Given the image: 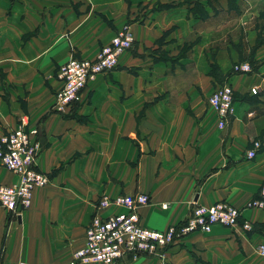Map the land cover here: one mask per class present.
Listing matches in <instances>:
<instances>
[{
    "label": "crops",
    "instance_id": "obj_1",
    "mask_svg": "<svg viewBox=\"0 0 264 264\" xmlns=\"http://www.w3.org/2000/svg\"><path fill=\"white\" fill-rule=\"evenodd\" d=\"M137 14L121 0H0V135L24 116L37 129L36 168L48 176L28 207L15 215L0 207V264L65 263L83 245L100 196L138 193L149 197L138 209L149 228L182 223L194 202L220 200L241 210L239 225L215 224L178 239L161 256L115 264H264L257 251L264 207L246 206L264 186V149L245 156L252 140L264 136V25L258 42L246 12L231 27L224 19H195L183 6ZM126 25L134 48L88 81L66 111H52L57 67L71 53L93 58ZM160 39L163 54L177 59L172 68L153 60ZM240 62L251 72L234 73ZM188 71L187 81L175 80ZM224 83L233 88V114L220 127L208 98ZM15 180L0 165V184ZM122 211L112 206L100 214ZM243 220L251 229L241 227Z\"/></svg>",
    "mask_w": 264,
    "mask_h": 264
},
{
    "label": "built area",
    "instance_id": "obj_2",
    "mask_svg": "<svg viewBox=\"0 0 264 264\" xmlns=\"http://www.w3.org/2000/svg\"><path fill=\"white\" fill-rule=\"evenodd\" d=\"M133 42V33L126 25L117 30L93 58L77 57L71 53L56 69L55 77L60 85L53 94L51 110L58 113L66 111L79 99L87 82L114 68L119 55L130 49ZM251 70L250 64L246 62L232 66L234 73H248ZM251 92L256 94L257 88L252 87ZM208 102L218 115V125L226 126L233 114L232 86L228 83L220 85L211 93ZM262 149L264 136L252 140L245 156L251 159ZM39 150L37 129L28 125L24 116L19 117L13 128L0 135V165L16 176L13 183L0 184V207L11 214L15 215L28 207L32 190L48 182L47 174L35 165ZM148 201L149 197L145 193L100 196L85 228L83 245L74 250L63 264H115L127 256H161L166 248L193 231H209L215 224L236 227L241 217V210L224 200L209 205L194 202L182 223L154 229L140 223L138 209ZM112 206L122 207L124 211L106 216L100 214L101 210ZM246 206L264 207V186L260 188L259 196L251 199ZM240 225L246 230L252 227L248 220H243ZM257 251L264 256V244H259ZM16 264L30 263L18 260Z\"/></svg>",
    "mask_w": 264,
    "mask_h": 264
},
{
    "label": "rangeland",
    "instance_id": "obj_3",
    "mask_svg": "<svg viewBox=\"0 0 264 264\" xmlns=\"http://www.w3.org/2000/svg\"><path fill=\"white\" fill-rule=\"evenodd\" d=\"M121 1L125 7H127L128 9L132 7L138 14H146L148 11L153 12L158 10H168L172 7L183 6L188 10L189 13H191V15L195 19L205 21L206 23L209 22V20L215 21L218 19H222V20L224 19L225 21L226 20L228 21L229 27H231L230 24L234 25L235 23H238L240 20L238 18L242 15L243 12L244 13L246 12L247 15L245 16L250 17L253 20V24L256 28V36H257L256 38L258 42H260V40L263 39L262 28L264 25V0H121ZM243 2H244V6L241 7V4H243ZM223 3H226L225 10H223L222 8ZM218 6L221 7V10H219ZM138 14L136 17H139ZM234 34L235 36H239L240 31L239 30L234 31ZM196 40H197V36L192 38V41H184L182 47L180 48V53L178 55L181 56L182 54H184V50L187 49ZM157 44L159 45V47L151 51L153 55H157V58L154 57L153 60H157L161 58V60L168 61L172 68L174 63H176L177 59L170 57L167 58L165 54H163L164 53L163 51L165 50L160 48L161 45L163 44V41L161 39L157 41ZM134 45L135 43L133 42L131 47L132 49L134 48ZM182 66L184 65L179 64L178 70L182 69ZM213 69H212V73H213ZM191 75L192 72L190 71L184 72L180 74L179 79H175V80L184 79L185 81H187V79L190 78ZM4 96L5 94H3V97ZM32 252H33L32 250L26 249L24 250L23 253L27 255V253H32ZM25 259L27 258L25 257Z\"/></svg>",
    "mask_w": 264,
    "mask_h": 264
}]
</instances>
